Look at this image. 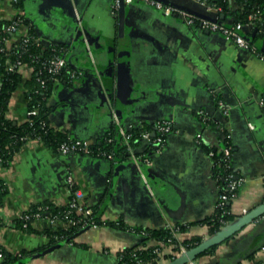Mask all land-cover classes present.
Listing matches in <instances>:
<instances>
[{"label": "crops", "instance_id": "0c3cea01", "mask_svg": "<svg viewBox=\"0 0 264 264\" xmlns=\"http://www.w3.org/2000/svg\"><path fill=\"white\" fill-rule=\"evenodd\" d=\"M159 1L165 9L139 1L126 4L130 81L123 91L113 66L119 42L115 0H0V21L19 16L28 21L14 40L33 28L42 43L67 46L69 65L78 75L69 86H54L50 103L56 108L50 119L55 129L70 139L97 142L115 125L114 112L126 128L147 124L152 130L162 119L173 126L162 150L147 152L144 140L121 162L61 155L38 139L29 140L10 167L0 164V182L9 189L0 206V249L30 251L27 264H118L121 250L142 242L137 227L195 223L177 232V238L211 239L199 222L214 213L220 187L213 158L200 143L220 148L225 136L233 148V169L242 179L231 202L236 220L226 227L245 217L244 209L250 214L264 207V59L180 15L184 11L196 21L215 17L202 3ZM245 34L252 39L257 32L248 26ZM255 45L264 54V32ZM22 74L29 79L32 71L25 68ZM26 91L22 84L10 99L8 117L17 122L27 118ZM69 174L102 219L125 227L88 226L72 242L59 244H52L44 230L66 228L64 223L36 219V233L18 228L16 220L33 204L67 205ZM217 245L215 252L186 264H264V212Z\"/></svg>", "mask_w": 264, "mask_h": 264}, {"label": "trees", "instance_id": "16d2710c", "mask_svg": "<svg viewBox=\"0 0 264 264\" xmlns=\"http://www.w3.org/2000/svg\"><path fill=\"white\" fill-rule=\"evenodd\" d=\"M207 3L214 7H221L222 11L219 13V17L224 15L225 21L231 19L233 23L238 21L246 23L249 14L257 12L262 19L257 23L256 36L250 39L253 43H255L257 35L261 33L260 30H264V0H208ZM20 18H22L23 24L28 25V21L24 17L19 16L16 19ZM14 20L0 21V164L4 168L10 167L16 153L31 139H38L58 154L60 153L61 145L70 141L65 132L55 129L51 124L50 116L56 105L50 103V98L56 82H63L69 86L77 77H72L74 69L70 65L58 73L49 72L48 61L58 55L62 49L68 50L67 46L63 44L47 46L42 42L35 41L34 39L37 36L33 28L28 31L30 40L27 43H24V38H21V40L14 42L12 46L7 47L4 43V38H11L12 35L6 31V28ZM18 60H22L30 66L32 75L29 79H25L22 72L17 69H10L12 64ZM22 84L27 89L28 112L36 111V113L27 114L25 121L17 122L8 117V112L11 96ZM150 129L149 125L143 124L131 130V145L134 149L144 141L142 133ZM200 146L207 153H212L213 173L222 193L227 185L226 178L231 172L229 167L232 164V158H225L222 149L230 147V142L225 136L224 144L220 148L208 146L204 143H200ZM150 151L154 152V148L149 144L147 152ZM103 152L113 153L114 158L111 159L113 162L125 161L131 157V152L128 150L122 136L118 133L116 125H112L105 136L93 144L89 155L105 158L102 154L98 155ZM234 174L239 177L236 171ZM76 189V185L70 186V199L73 197L72 192ZM8 192L7 185L4 182H0V206L3 204ZM231 202L232 200H228L222 207L217 206L212 215L199 222V224L208 227L210 237L236 220V215L232 212ZM90 208L92 209V214L85 217L83 211L71 208L69 205L61 206L52 201H45L33 204L26 211V215L29 218H18L16 226L27 232L36 233L37 230L33 228L32 223L35 221V213L38 212L45 217H59L64 221L73 220L75 223L66 228L61 227L58 230L48 228L44 230V233L51 238L52 244L72 242L75 234L88 226L110 225L125 227L121 221L115 222L102 219L101 212L97 206ZM193 224L195 223L178 225L175 229L169 227H137L135 231L143 237L142 242L139 245L126 247L121 250L118 253V264H162L159 262L161 259L174 260L177 254L181 252V246L191 250L205 242L203 236H193L180 241L175 235V231L186 232ZM0 225H2L1 218ZM166 247L169 248L168 253H164V248ZM217 247L218 245L211 246L199 256L211 254L215 252ZM1 250L4 255L2 264H27L26 258L31 254L30 251L25 250L17 254L11 253L4 248H1ZM253 257L254 254L248 256L250 259Z\"/></svg>", "mask_w": 264, "mask_h": 264}, {"label": "built area", "instance_id": "2783aa9c", "mask_svg": "<svg viewBox=\"0 0 264 264\" xmlns=\"http://www.w3.org/2000/svg\"><path fill=\"white\" fill-rule=\"evenodd\" d=\"M124 1L126 4L132 3L134 1H139L142 3L153 5L156 8L161 9V10L166 8L164 4L159 0H124ZM196 1L206 6V8L209 11L215 12V17L211 19L204 18L199 21H196L195 18L187 15L186 12L181 11L180 15L184 19H186L188 24L193 25V24L199 23L202 29L222 33L227 38L232 39L240 48L245 49L246 51H250L251 53L264 59V54L257 48L255 43H253L250 39L246 37V34H245L246 27L248 26L252 30L258 29L257 23L261 21L262 17H260V15L257 12L250 13L248 16V21L246 23H243L240 21L235 22V23L233 22L226 23L224 21H221L219 17V13L222 11L221 7L211 6L207 3V0H196ZM115 3L117 6H119L120 0H115ZM23 25L24 24H23L22 18H20V19L14 20L13 23L10 24L6 28V31L12 35L11 38H4V43L5 45H7V47L12 46L14 42L21 40V38H24L23 40L24 43H27L30 40L28 36V32L21 35V37H19L17 40H14L13 38L16 33L20 32ZM260 32H264V30L261 29ZM34 40L37 42L38 41L41 42L38 37H35ZM51 45L52 44L47 45V46H51ZM67 55H68V51L65 49H62L58 55L50 59L48 61L49 72L58 73L63 68L67 67L69 65ZM25 68L30 69V66L22 60H18L16 63L12 64V66L10 67V69H17L20 72H22ZM77 75H78V72L74 70L72 72V77H75ZM31 113L35 114L36 111L28 112L27 114H31ZM114 119H115L114 124L117 127L118 133L122 136L125 144L128 147V150L131 152V156L132 154L134 155V148L131 145V139H132L131 130L136 126L133 125L128 128L124 127L123 125H121L120 120L115 112H114ZM172 130H173L172 122L169 120L162 119L153 124L152 130L144 131L142 133V138L148 143V145L150 144L153 146L154 152H157L163 149L165 142H166V136ZM152 132L154 133V135ZM94 143L95 142L85 140V139H70V141L65 142L61 145L60 154L69 155V154H74V153H78V154L81 153V154L89 155L91 153V147L93 146ZM222 152L224 153L225 158L227 159L232 158V147L231 146L223 148ZM100 154L104 155L105 158L110 159V160L114 158L113 153L103 152V153H99L98 155ZM210 155L212 156V153ZM229 169H231V172L226 178L227 185L224 189V192L222 193L219 192L218 202H217L216 207L217 206L222 207L226 201L235 199L237 195V191L240 185L242 184V179L240 177L235 176L234 174L235 170L233 169L232 164L229 167ZM66 184L69 187L74 185V178L71 174L67 176ZM72 194H73V197L72 199L69 200L67 205H69L71 208H75V209H78L79 211H83V215L85 217L91 215L92 209L90 208V206L87 204L86 200L84 199V193L80 189L77 188L74 192H72ZM243 214L247 215L248 211L244 209ZM23 217L29 218V216L26 215V213L20 216V218H23ZM34 217H35V220L36 219H47L50 222V224L53 226H58V224L64 223L65 227H68L69 225H72L75 223L73 220L64 221L59 217H49V216L45 217L40 212L35 213ZM169 228L175 229V227H169ZM177 232L175 231V235ZM187 251L189 250L186 249L184 246H181V252L177 254L176 258L185 254ZM0 257L2 259L4 257L1 249H0ZM163 260L164 259H161L159 260V262H162Z\"/></svg>", "mask_w": 264, "mask_h": 264}, {"label": "water", "instance_id": "95a60500", "mask_svg": "<svg viewBox=\"0 0 264 264\" xmlns=\"http://www.w3.org/2000/svg\"><path fill=\"white\" fill-rule=\"evenodd\" d=\"M125 15H126V3L124 0H120L118 6V18H119V42L117 48V59L116 63L113 65L117 71L118 87L120 90H126L129 85L130 79V57L127 54L126 47V34H125ZM224 19V15L221 16ZM108 77V83L110 84V78ZM154 135V133H153ZM264 212V207L254 211L243 217L240 221L233 224L232 226L224 228L222 231L218 232L211 239L205 241L201 245L194 249L187 251L185 254L177 257L167 264H186L195 260L201 253L206 251L211 246L217 245L228 239L229 237L235 235L241 228H243L248 222L252 221L255 217L261 215Z\"/></svg>", "mask_w": 264, "mask_h": 264}]
</instances>
